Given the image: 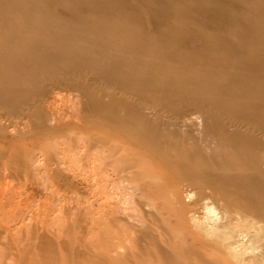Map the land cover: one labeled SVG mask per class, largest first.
<instances>
[{"label":"bare ground","instance_id":"bare-ground-1","mask_svg":"<svg viewBox=\"0 0 264 264\" xmlns=\"http://www.w3.org/2000/svg\"><path fill=\"white\" fill-rule=\"evenodd\" d=\"M0 118L131 181L113 264H264V0H0Z\"/></svg>","mask_w":264,"mask_h":264},{"label":"rangeland","instance_id":"rangeland-1","mask_svg":"<svg viewBox=\"0 0 264 264\" xmlns=\"http://www.w3.org/2000/svg\"><path fill=\"white\" fill-rule=\"evenodd\" d=\"M67 94L59 105L77 103L75 93ZM30 124L0 118V264H113L131 257V181H116L112 158L87 149L88 132L39 137ZM173 184L155 195H168Z\"/></svg>","mask_w":264,"mask_h":264}]
</instances>
